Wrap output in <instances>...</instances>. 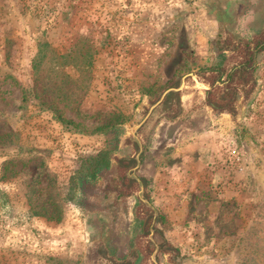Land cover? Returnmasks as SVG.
Segmentation results:
<instances>
[{
  "label": "rangeland",
  "instance_id": "1",
  "mask_svg": "<svg viewBox=\"0 0 264 264\" xmlns=\"http://www.w3.org/2000/svg\"><path fill=\"white\" fill-rule=\"evenodd\" d=\"M218 34L230 70L264 39V0H0V264L264 258V51L214 111ZM190 74L137 130V166L133 130Z\"/></svg>",
  "mask_w": 264,
  "mask_h": 264
},
{
  "label": "trees",
  "instance_id": "2",
  "mask_svg": "<svg viewBox=\"0 0 264 264\" xmlns=\"http://www.w3.org/2000/svg\"><path fill=\"white\" fill-rule=\"evenodd\" d=\"M213 43L215 45L217 63L211 68H207L206 70L204 69L200 70V73L210 75L208 81L210 85V89L206 91V102L207 105L214 111L228 112L233 114L234 112L233 104L236 102L238 98V92L240 90L245 89L253 80L252 77L254 72L256 71V57L261 51H264V39H262V41L257 42L252 47L250 46L251 43L246 42L244 44V49L241 50L242 60L237 65L233 66L230 70H226L225 68V63L229 58V56H227V52L231 51V49L235 50L236 48L229 46L230 44L229 39H225L224 41H222L221 34H218L216 36ZM44 47L45 49H47L48 46L44 45ZM177 84L178 82L177 83L173 82V85L170 87H176ZM220 84L223 87L220 96L217 98L215 95V91L218 88V85ZM176 95L177 93H169L168 95H166V97L164 98L166 99L165 103L169 98L174 97ZM54 112L58 113L56 110ZM56 120L68 132H75L80 134L86 133L92 135V134H106L107 132L110 131L109 129H112L115 131L114 133L117 136L123 134V129L118 125L121 124L122 121L117 122V118L112 119V121H109V123L107 124L96 126L91 131L82 128L81 125L75 124L71 120L62 118L61 116H57ZM102 161L103 160L101 159V153H100L96 157L88 158V160H86L85 162L88 164L91 163L93 165L96 164L100 166L102 165ZM93 165H90L88 167L89 170L93 169L94 167ZM144 228H146L148 231L149 228L148 221L145 224ZM261 243H264V240H262ZM261 247L264 248V246ZM158 248L162 250L163 249L166 250L169 249L170 246L166 241H163V243L160 244ZM252 255L254 256L255 259L253 260L248 259V261L251 264H264V258H261L258 254L256 255V252L253 253Z\"/></svg>",
  "mask_w": 264,
  "mask_h": 264
},
{
  "label": "water",
  "instance_id": "3",
  "mask_svg": "<svg viewBox=\"0 0 264 264\" xmlns=\"http://www.w3.org/2000/svg\"><path fill=\"white\" fill-rule=\"evenodd\" d=\"M188 77H192L193 78V75L190 74V75H187V76L182 77L181 80H180L179 86L177 88H175V89H169V90L165 91L162 94L161 98L158 100V102L151 107V109L149 110V113H148L147 117L133 130L132 136H133V138H134V140L137 143L138 148H139V154H138V156L136 158L137 166L140 164L139 157H140V154H141V151H142L141 143H140L139 139L136 136L137 130L145 123L146 119L150 116V114L152 113V111L157 106H159L162 103V101L164 100V98L166 97V95H168L169 93H179L183 89V87L185 85V81H186V79Z\"/></svg>",
  "mask_w": 264,
  "mask_h": 264
},
{
  "label": "crops",
  "instance_id": "4",
  "mask_svg": "<svg viewBox=\"0 0 264 264\" xmlns=\"http://www.w3.org/2000/svg\"><path fill=\"white\" fill-rule=\"evenodd\" d=\"M232 4H233V0H232V1L230 0V6H231Z\"/></svg>",
  "mask_w": 264,
  "mask_h": 264
}]
</instances>
